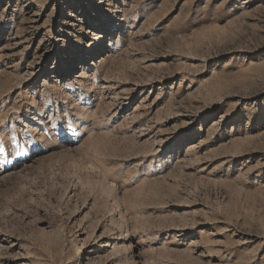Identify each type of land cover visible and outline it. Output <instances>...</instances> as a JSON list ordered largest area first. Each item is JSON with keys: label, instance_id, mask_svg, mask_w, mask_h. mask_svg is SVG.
<instances>
[{"label": "rangeland", "instance_id": "obj_1", "mask_svg": "<svg viewBox=\"0 0 264 264\" xmlns=\"http://www.w3.org/2000/svg\"><path fill=\"white\" fill-rule=\"evenodd\" d=\"M0 264H264V0H0Z\"/></svg>", "mask_w": 264, "mask_h": 264}, {"label": "bare ground", "instance_id": "obj_2", "mask_svg": "<svg viewBox=\"0 0 264 264\" xmlns=\"http://www.w3.org/2000/svg\"><path fill=\"white\" fill-rule=\"evenodd\" d=\"M94 59H95V58H94ZM71 66H74V65H70V67H71Z\"/></svg>", "mask_w": 264, "mask_h": 264}]
</instances>
